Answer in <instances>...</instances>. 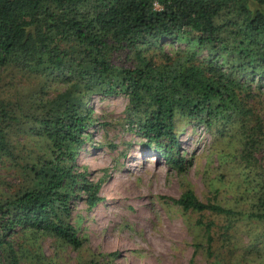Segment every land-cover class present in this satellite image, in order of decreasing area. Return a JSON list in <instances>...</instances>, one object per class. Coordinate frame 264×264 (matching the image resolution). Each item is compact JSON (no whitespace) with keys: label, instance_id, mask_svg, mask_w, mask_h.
<instances>
[{"label":"trees","instance_id":"obj_1","mask_svg":"<svg viewBox=\"0 0 264 264\" xmlns=\"http://www.w3.org/2000/svg\"><path fill=\"white\" fill-rule=\"evenodd\" d=\"M229 35L238 41L235 48L229 46ZM169 40H186L196 49L169 55L161 45ZM257 42L264 44V0H0V68L44 65L78 91L42 103L36 116L21 113L50 150L22 165L31 185L0 199V262L19 264L17 228L54 235L74 248L82 245L68 220L71 195L65 186L71 188L80 176L87 202L93 206L100 199V182L74 169V147L84 143L92 120L83 104L88 94L126 96L145 113L138 121L145 145L178 171L187 163L174 152L179 144L175 116L208 128L221 125L225 133L241 136L222 141L226 147L216 166L220 185L209 182L213 198L202 201L187 188L172 200L184 211L246 214L263 221L264 128L252 82L246 79V74L264 77V47L258 53L252 47ZM203 49L206 58H197ZM122 53L129 55L130 65L113 63ZM10 105L0 99V155L14 159L7 129L22 118ZM226 171L249 193L246 210L220 202ZM212 222L198 220L209 249L216 234Z\"/></svg>","mask_w":264,"mask_h":264},{"label":"rangeland","instance_id":"obj_2","mask_svg":"<svg viewBox=\"0 0 264 264\" xmlns=\"http://www.w3.org/2000/svg\"><path fill=\"white\" fill-rule=\"evenodd\" d=\"M227 41L234 48L238 43L231 35ZM161 45L169 55L175 50L196 49L186 40L162 41ZM252 47L261 53L264 44L257 42ZM258 53L254 55L258 57ZM196 56L204 59L207 51L200 50ZM131 62L126 53L113 57L117 66ZM246 79L252 82L255 109L264 128V77L246 74ZM67 92L74 96L78 91L70 80L44 65L28 70L14 64L0 68V99L9 101L20 118L21 113L36 116L42 103ZM83 104L91 109L92 120L84 143L74 147V169L85 173L88 181L100 182V199L93 206L87 202L80 176L71 188L65 186L71 195L68 220L82 245L74 248L54 235L17 228L19 264H264V220L246 214L226 217L184 211L172 200L187 188L202 201L213 198L209 182L220 185L216 166L218 153L226 147L222 141H238L241 136L225 133L221 125L208 128L175 116L179 144L174 152L179 151L187 163L178 171L145 145L146 138L138 129L145 113L134 109L126 96L88 94ZM31 122L22 118L7 129L16 158L0 155V199L31 185V176L22 165L49 155V144L31 128ZM229 173L225 172L219 200L246 210L250 195L244 192L243 183L237 187V180L228 178ZM198 220H213L211 229L216 234L210 249ZM258 235L260 240H256Z\"/></svg>","mask_w":264,"mask_h":264}]
</instances>
